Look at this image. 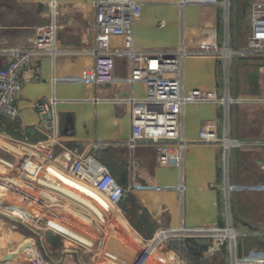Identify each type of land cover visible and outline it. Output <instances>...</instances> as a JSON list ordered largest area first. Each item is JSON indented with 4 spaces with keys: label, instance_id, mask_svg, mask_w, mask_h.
I'll return each mask as SVG.
<instances>
[{
    "label": "crops",
    "instance_id": "crops-1",
    "mask_svg": "<svg viewBox=\"0 0 264 264\" xmlns=\"http://www.w3.org/2000/svg\"><path fill=\"white\" fill-rule=\"evenodd\" d=\"M179 1L135 0L133 49L151 56L184 52L182 89L201 100L182 107L180 129L162 163L154 146L131 142L132 109L145 94L138 66L118 58L110 83L94 81V0H0V69L15 51L31 52L20 79L40 68L36 82L22 84L19 118L0 124V185L10 180L17 157L25 156L54 172L60 187L32 188L18 204L0 192V208L10 215L0 213V264H31L28 250L48 264H133L147 243L154 247L149 264H215L216 252L225 253V245L217 247L226 226L221 150L201 142L199 133L221 135L217 101L225 91L240 104L231 133L240 144L231 156V176L242 185L243 205L264 209L257 188L264 181V56L233 54L225 62L187 55L202 43L215 40L223 46L227 7H180ZM49 25L56 27L55 39L45 46L40 38ZM229 38L232 51L246 48L247 43L240 47ZM110 48L124 50V39L113 37ZM255 70L257 89L251 91L246 76ZM40 98L56 101L57 144H40L45 135L33 106ZM63 148L95 156L122 186L124 199L112 204L55 161L43 160L48 153L59 157ZM247 225L260 236L249 252L240 247L238 255L257 261L264 257V229ZM228 230L221 235L229 237ZM26 244L30 247L21 250Z\"/></svg>",
    "mask_w": 264,
    "mask_h": 264
},
{
    "label": "built area",
    "instance_id": "built-area-1",
    "mask_svg": "<svg viewBox=\"0 0 264 264\" xmlns=\"http://www.w3.org/2000/svg\"><path fill=\"white\" fill-rule=\"evenodd\" d=\"M228 0H180L179 6L190 5H220L226 7ZM96 11V44L94 49V81L99 86L110 83L116 59H126L138 66V73L145 77V94L141 99L135 101L132 109L131 142L148 143L154 146L161 156V162L165 163V157L170 151V141L174 139L180 129V116L182 107L186 104L199 103L200 99L186 95L181 84V59L184 52L176 54H159L151 56L136 52L133 49V29L138 5L135 0H94ZM249 37L247 46L243 51H232L228 41L224 38L223 46L219 47L214 40L210 43H202L195 51L187 55L193 57H217L225 62L229 61L231 55L239 56H264V0H258L251 4L249 10ZM56 33L55 25L44 28L40 43L45 46L54 43ZM113 37L124 39V50H111L110 41ZM225 49L229 55H225ZM31 62L30 51H15L12 59L0 69V124L6 119L16 121L20 112L16 104L22 84L25 82H36L39 79L40 68L35 66L31 75L20 79V75ZM55 99L40 98L35 101L34 109L42 119V131L45 139L40 144H57V117L54 111ZM216 102V100H215ZM222 106V121L224 124L222 134L213 130H204L199 133V140L220 147L221 153V190L225 205V228L217 237V247L224 246L228 241L231 264H238L236 258L235 236L230 238L222 236L221 233L232 229L230 215L231 199V150L239 146V142L231 139L228 123L229 105L237 103V99H230L227 91L224 97L217 101ZM18 146L25 145L24 141L13 140ZM264 149V143H263ZM44 161H55L62 170H65L77 181L91 187L98 194L103 195L110 203L118 204L125 196V191L112 177L109 169L103 165L95 156L80 152L76 149L63 148L57 157L48 153ZM264 169V167H263ZM57 175L49 169H43L40 164H31L27 157H17L14 171L10 180L0 185V192L8 197L15 198L18 204L25 201L29 196L28 190L35 187L59 189ZM0 213L10 216L9 213L0 208ZM153 245L147 243L134 264H149L153 255ZM28 259L31 264H48L46 258L41 254L28 250ZM241 264H264V257L258 260L242 259Z\"/></svg>",
    "mask_w": 264,
    "mask_h": 264
},
{
    "label": "rangeland",
    "instance_id": "rangeland-1",
    "mask_svg": "<svg viewBox=\"0 0 264 264\" xmlns=\"http://www.w3.org/2000/svg\"><path fill=\"white\" fill-rule=\"evenodd\" d=\"M258 0H228L226 5L224 18L222 19V24L225 23L228 28V36H226L227 28H223L220 37L222 41L223 35L227 38H232V41L235 45L244 47L247 43V39L249 37V10L252 3ZM223 27V25H222ZM222 47V45H221ZM230 98V97H229ZM232 99V98H230ZM240 104H230L229 112H228V123L226 122V128L229 129V136L231 139H235L232 136L233 131V117L235 111L239 110ZM223 124V123H222ZM224 124L222 125L223 131ZM222 134V132H221ZM238 141V140H237ZM240 145V144H239ZM236 149V148H235ZM234 149L231 150V156L233 155ZM221 159V158H220ZM262 163L264 164V157L262 159ZM110 172V170H109ZM111 173V172H110ZM232 174V171H231ZM259 194L262 195V199L264 201V181L257 185ZM242 193V185L240 184L237 177L231 176V199H230V215H231V225L232 229L235 233V244H236V258L238 260V264H241V258L239 253V248L242 247L244 252H249L251 248L254 247V241L256 238L260 236L259 233L255 231H251L248 228L247 222L251 223L256 227L258 231H262L264 229V209L256 207H248L241 202L240 195ZM225 228V227H224ZM223 228V229H224ZM83 238V237H82ZM84 239V238H83ZM85 240V239H84ZM225 253L224 252H216V260L215 264H231V255L228 252L229 246L227 239L225 240ZM221 247H219L220 249ZM263 250V249H261ZM248 256H246L247 258Z\"/></svg>",
    "mask_w": 264,
    "mask_h": 264
},
{
    "label": "water",
    "instance_id": "water-1",
    "mask_svg": "<svg viewBox=\"0 0 264 264\" xmlns=\"http://www.w3.org/2000/svg\"><path fill=\"white\" fill-rule=\"evenodd\" d=\"M246 79H247V85L251 91H253L254 89H257L258 70H255V71H252L251 73H249L246 76ZM29 247H30V245L26 244L21 250L28 249Z\"/></svg>",
    "mask_w": 264,
    "mask_h": 264
},
{
    "label": "bare ground",
    "instance_id": "bare-ground-1",
    "mask_svg": "<svg viewBox=\"0 0 264 264\" xmlns=\"http://www.w3.org/2000/svg\"><path fill=\"white\" fill-rule=\"evenodd\" d=\"M226 234L229 235V237H230L231 239L234 238V235H235L233 229H231V228H229L228 233H226ZM233 234H234V235H233Z\"/></svg>",
    "mask_w": 264,
    "mask_h": 264
}]
</instances>
